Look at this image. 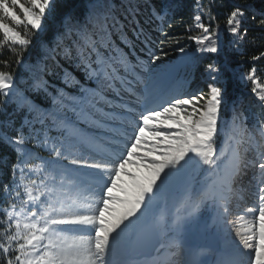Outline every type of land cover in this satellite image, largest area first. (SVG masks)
Segmentation results:
<instances>
[{
    "label": "snow or ice",
    "instance_id": "obj_1",
    "mask_svg": "<svg viewBox=\"0 0 264 264\" xmlns=\"http://www.w3.org/2000/svg\"><path fill=\"white\" fill-rule=\"evenodd\" d=\"M179 7L0 0V55L15 56L21 70H0V145L15 153L10 165L0 160L10 171L0 181V264H264V111L251 126L235 108L223 119L227 61L207 64L206 93L161 87L174 70L158 64L167 52L149 47L155 42L137 17L147 10L160 22L162 46L179 43L164 31ZM251 7L231 4L227 31L237 42L247 38ZM211 8L196 0L200 34L190 39L217 54L218 26L202 20L213 19ZM129 24L148 59L134 55ZM257 72L253 65L244 79L264 109ZM248 186L257 203L234 214Z\"/></svg>",
    "mask_w": 264,
    "mask_h": 264
},
{
    "label": "trees",
    "instance_id": "obj_2",
    "mask_svg": "<svg viewBox=\"0 0 264 264\" xmlns=\"http://www.w3.org/2000/svg\"><path fill=\"white\" fill-rule=\"evenodd\" d=\"M75 3L81 4L83 0H74ZM116 3H120L121 0H115ZM126 2V0H124ZM180 7L177 8L174 17L169 21L172 25L171 28L164 25V31L168 32L174 40H178L179 43L172 41L167 42L163 46L160 44L161 40H165V36L158 30L159 21H149L148 17L150 13L145 10L137 18L145 29L146 34L155 42L152 50L163 48L167 52V56L163 58L161 62H158L161 66H165L173 69L171 78L167 81V87H176L181 93L194 94L197 92H207L208 84L212 83L208 74L205 72L207 64L217 61L223 64L227 61L228 71L225 73L224 79L226 81L225 92V105L223 107L222 116L225 120H230L233 109H237L244 113L248 117V124L251 126L253 123V114L261 113L264 109H261L259 102L255 95L251 92L252 84L250 81L241 80V74H246L252 67L258 69L257 75L264 78V59L259 61H252L253 55H259L264 52V30H261L258 26L261 12H264V0H239L241 3H248L252 5L249 9L245 20V27L249 28L247 38L241 41L236 40L231 33L227 31V14L230 10L231 4L236 0H211V11L213 19L209 21L207 16H203L202 20L205 23H211V26L216 29L218 26L220 52L217 54L201 53L197 49L196 41L190 39L200 34V30L195 27L193 17L195 15L196 0H179ZM205 5H208L210 0H201ZM256 15V20L252 19L253 15ZM131 24L125 30L128 33L129 39L135 43L134 55H138L141 59H148V52L145 49L143 36L139 41L135 40V36L131 30ZM22 30V29H21ZM255 38V43H253ZM117 43H121L118 37H114ZM35 43V39H34ZM171 44V46H169ZM183 47L190 53L189 57L185 58L183 66L180 68L177 66V61L180 58L179 48ZM125 51L130 49L125 47ZM31 51V49H30ZM28 55L27 53L25 54ZM7 60L11 65L10 68H4L0 63V70L16 71L19 75L20 69L15 66V56L5 51L3 55H0V61ZM78 75H82L79 74ZM58 83V81H54ZM39 101V97H35ZM2 99V98H0ZM13 105L7 107L9 113L13 110ZM7 118L5 115H0V120ZM21 118L17 116L15 118L16 126H19ZM14 134V133H13ZM40 155L48 157L49 153L46 151H40ZM0 160L5 161L9 165L15 162V153L3 145H0ZM10 177V171L7 168L0 166V181H6Z\"/></svg>",
    "mask_w": 264,
    "mask_h": 264
},
{
    "label": "rangeland",
    "instance_id": "obj_3",
    "mask_svg": "<svg viewBox=\"0 0 264 264\" xmlns=\"http://www.w3.org/2000/svg\"><path fill=\"white\" fill-rule=\"evenodd\" d=\"M205 16H207V15H205ZM189 55H190V53H189V51L187 49L185 50L184 53H181L180 52V59H179V61L185 59ZM244 75L245 74L242 73L241 76H240V78H241V80L247 81L246 79H244ZM167 85H168L167 81H164V82H162L161 87L162 88H167ZM81 127H82L83 130H85L86 132H89L90 134H96L97 133V130L95 128H90L89 125H87V124H83L82 123L81 124ZM138 151H139V149H138ZM128 168H129V170H132V171H135L136 170L134 168V166H132V165H129ZM123 180L124 181H128V177H126V176L123 177ZM254 192H255V188L252 187V186H248L246 192L244 193L243 199L236 206H234V208H233L234 214L243 213L245 208L256 205L257 198L253 194ZM179 194H180L179 189H177L176 192H175V196L178 198ZM174 202H175L174 200H169V208L172 207V205L174 204ZM204 216L205 217L211 216V211L210 210H205ZM243 219H244V221L250 220L251 219V216L250 215H245ZM221 234L222 235L224 234L223 231L221 232Z\"/></svg>",
    "mask_w": 264,
    "mask_h": 264
}]
</instances>
